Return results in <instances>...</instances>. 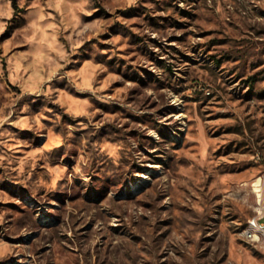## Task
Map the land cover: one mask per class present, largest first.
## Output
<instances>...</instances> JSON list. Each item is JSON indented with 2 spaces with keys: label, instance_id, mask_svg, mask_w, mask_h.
<instances>
[{
  "label": "rangeland",
  "instance_id": "rangeland-1",
  "mask_svg": "<svg viewBox=\"0 0 264 264\" xmlns=\"http://www.w3.org/2000/svg\"><path fill=\"white\" fill-rule=\"evenodd\" d=\"M263 175L264 0H0V264H264Z\"/></svg>",
  "mask_w": 264,
  "mask_h": 264
},
{
  "label": "built area",
  "instance_id": "built-area-1",
  "mask_svg": "<svg viewBox=\"0 0 264 264\" xmlns=\"http://www.w3.org/2000/svg\"><path fill=\"white\" fill-rule=\"evenodd\" d=\"M252 186H256V188H258L259 202H264V175L261 176L256 182H253ZM255 209H257V204L255 206ZM262 214L263 213H261V219H252L251 217L248 220H251L253 224L254 223L264 224L262 223ZM249 235L250 234L243 233V239L249 241ZM260 246L264 247V233H263V245Z\"/></svg>",
  "mask_w": 264,
  "mask_h": 264
},
{
  "label": "bare ground",
  "instance_id": "bare-ground-1",
  "mask_svg": "<svg viewBox=\"0 0 264 264\" xmlns=\"http://www.w3.org/2000/svg\"><path fill=\"white\" fill-rule=\"evenodd\" d=\"M252 219H258V218H252ZM244 233L250 234L249 237L251 239L260 238L261 236H263L264 227H262L260 223L253 224L252 221L249 220L248 228L244 231Z\"/></svg>",
  "mask_w": 264,
  "mask_h": 264
}]
</instances>
